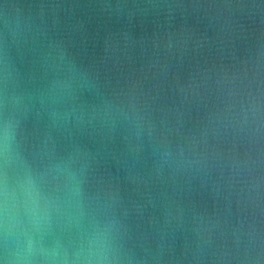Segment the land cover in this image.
<instances>
[{"label":"water","instance_id":"95a60500","mask_svg":"<svg viewBox=\"0 0 264 264\" xmlns=\"http://www.w3.org/2000/svg\"><path fill=\"white\" fill-rule=\"evenodd\" d=\"M0 264H264V0H0Z\"/></svg>","mask_w":264,"mask_h":264},{"label":"clouds","instance_id":"9594fccd","mask_svg":"<svg viewBox=\"0 0 264 264\" xmlns=\"http://www.w3.org/2000/svg\"><path fill=\"white\" fill-rule=\"evenodd\" d=\"M29 211L33 223L37 225H46L48 223L49 216L46 207L37 203L35 199H33Z\"/></svg>","mask_w":264,"mask_h":264}]
</instances>
